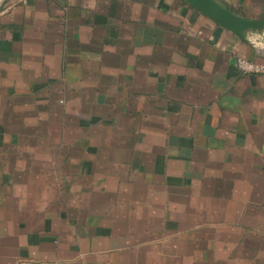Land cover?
Instances as JSON below:
<instances>
[{
    "label": "crops",
    "instance_id": "obj_1",
    "mask_svg": "<svg viewBox=\"0 0 264 264\" xmlns=\"http://www.w3.org/2000/svg\"><path fill=\"white\" fill-rule=\"evenodd\" d=\"M259 37L184 0H0V264H264Z\"/></svg>",
    "mask_w": 264,
    "mask_h": 264
},
{
    "label": "water",
    "instance_id": "obj_2",
    "mask_svg": "<svg viewBox=\"0 0 264 264\" xmlns=\"http://www.w3.org/2000/svg\"><path fill=\"white\" fill-rule=\"evenodd\" d=\"M210 19L228 29L245 42L262 40L264 35V19L245 18L236 14L217 0H184Z\"/></svg>",
    "mask_w": 264,
    "mask_h": 264
},
{
    "label": "built area",
    "instance_id": "obj_3",
    "mask_svg": "<svg viewBox=\"0 0 264 264\" xmlns=\"http://www.w3.org/2000/svg\"><path fill=\"white\" fill-rule=\"evenodd\" d=\"M235 64L241 73L264 74V63L256 62L248 58L238 56L236 57Z\"/></svg>",
    "mask_w": 264,
    "mask_h": 264
}]
</instances>
